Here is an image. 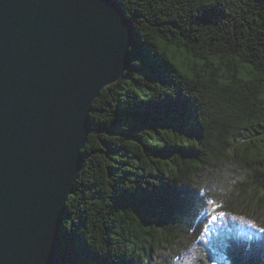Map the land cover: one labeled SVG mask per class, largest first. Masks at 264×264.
I'll use <instances>...</instances> for the list:
<instances>
[{"label": "trees", "instance_id": "trees-1", "mask_svg": "<svg viewBox=\"0 0 264 264\" xmlns=\"http://www.w3.org/2000/svg\"><path fill=\"white\" fill-rule=\"evenodd\" d=\"M116 1L136 58L92 106L62 264H264V0Z\"/></svg>", "mask_w": 264, "mask_h": 264}, {"label": "water", "instance_id": "water-1", "mask_svg": "<svg viewBox=\"0 0 264 264\" xmlns=\"http://www.w3.org/2000/svg\"><path fill=\"white\" fill-rule=\"evenodd\" d=\"M135 44L116 0H0V264H62L92 106Z\"/></svg>", "mask_w": 264, "mask_h": 264}, {"label": "snow or ice", "instance_id": "snow-or-ice-1", "mask_svg": "<svg viewBox=\"0 0 264 264\" xmlns=\"http://www.w3.org/2000/svg\"><path fill=\"white\" fill-rule=\"evenodd\" d=\"M158 43V42H157ZM160 51H161V53H164L165 52V49L163 48V47H161L160 48ZM126 53H127V56H129V57H131V58H133V59H135L136 57H135V52H134V50H133V48H130L129 46L127 47V49H126ZM177 67H179L178 65H177ZM181 72H183V70L181 69ZM190 79H191V77H189ZM105 91H107V89L105 90ZM261 161H264V156H262V157H260L259 158ZM161 195H163V194H161ZM225 216V213H223V212H220L219 213V217L220 218H223ZM217 219H218V217L216 216V215H212L211 216V219L209 220V223L211 224V223H214V222H216L217 221ZM231 219H233V220H240L241 222H245V223H248L249 224V226L251 227V228H257V225L255 224V223H252L251 221H245L244 220V218L243 217H232ZM207 230V229H206ZM259 231H261V232H264V227H261V228H259L258 229Z\"/></svg>", "mask_w": 264, "mask_h": 264}, {"label": "bare ground", "instance_id": "bare-ground-1", "mask_svg": "<svg viewBox=\"0 0 264 264\" xmlns=\"http://www.w3.org/2000/svg\"><path fill=\"white\" fill-rule=\"evenodd\" d=\"M63 251V250H62ZM69 253V252H68ZM67 257V256H66Z\"/></svg>", "mask_w": 264, "mask_h": 264}]
</instances>
